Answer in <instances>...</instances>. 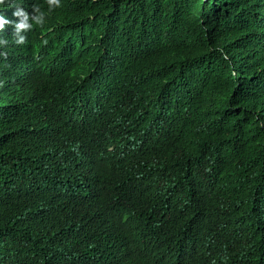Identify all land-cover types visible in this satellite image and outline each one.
I'll use <instances>...</instances> for the list:
<instances>
[{"label":"trees","instance_id":"trees-1","mask_svg":"<svg viewBox=\"0 0 264 264\" xmlns=\"http://www.w3.org/2000/svg\"><path fill=\"white\" fill-rule=\"evenodd\" d=\"M84 3L73 13L43 11L44 25L33 24L22 46L58 128L50 150L62 142L69 154L63 167L48 155L36 163H43L37 199L78 194L73 158L83 154L94 155L104 175L95 200L101 212L119 206L122 195L145 191L153 170L167 175L166 182L155 178L159 191L172 183L191 192L216 176L220 201H240L235 246L256 264L264 256V0ZM167 73L149 89L156 90L150 99L135 101L124 91L125 81L140 90ZM195 128L202 132L188 143ZM34 162L16 156L18 185L35 175ZM207 197L218 201L214 187ZM28 206V225L13 212L0 227V264H70L59 246L71 216L38 215L31 199Z\"/></svg>","mask_w":264,"mask_h":264},{"label":"clouds","instance_id":"clouds-1","mask_svg":"<svg viewBox=\"0 0 264 264\" xmlns=\"http://www.w3.org/2000/svg\"><path fill=\"white\" fill-rule=\"evenodd\" d=\"M84 2L0 0V227L8 225L13 212L18 217H26L28 225V200L31 199L38 215L63 210L71 216V225L61 235L59 246L60 259L68 257L72 259L70 264H138L137 261L141 264L143 261L146 264H253L251 257L237 248L233 239V235L237 237L241 219L240 201L237 199L233 204L220 201V180L216 176L191 192L172 183L159 191L155 178L166 182L167 175L153 170L155 173L143 187L145 191L122 195L119 206L101 212L95 200L104 188V175L95 156L83 154L73 158L81 184L78 194L57 191L49 200L37 199L42 197L38 176L43 163L39 162V167L36 163L48 155V161L63 167L69 154L63 150L62 142L50 150L52 144L47 141L58 133V128L46 108V96L36 88L33 59L22 46L27 43V30H31L33 24L44 25L45 13L53 9L73 13L84 8ZM168 74L152 79L140 90L125 81L124 91L135 101L150 99L149 93L156 90L149 89ZM167 77L164 82L169 80ZM154 130H158L156 126ZM201 132L195 128L185 140L191 143ZM16 156L35 160L36 173L23 185L17 183ZM186 165L187 162L182 163L184 168ZM212 187L218 201L207 197ZM226 194L234 195L232 191ZM20 199L21 205L14 210L13 203ZM92 211L99 213L89 215ZM96 218L103 223H95ZM133 233L136 235L130 237ZM255 261L263 264L264 256H258Z\"/></svg>","mask_w":264,"mask_h":264}]
</instances>
